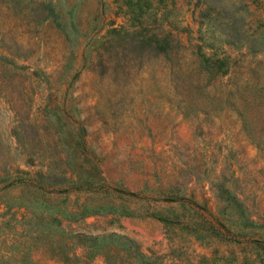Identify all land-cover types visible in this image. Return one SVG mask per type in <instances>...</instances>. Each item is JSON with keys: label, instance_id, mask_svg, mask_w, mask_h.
Wrapping results in <instances>:
<instances>
[{"label": "rangeland", "instance_id": "1", "mask_svg": "<svg viewBox=\"0 0 264 264\" xmlns=\"http://www.w3.org/2000/svg\"><path fill=\"white\" fill-rule=\"evenodd\" d=\"M260 241L264 0H0V264H264Z\"/></svg>", "mask_w": 264, "mask_h": 264}, {"label": "trees", "instance_id": "2", "mask_svg": "<svg viewBox=\"0 0 264 264\" xmlns=\"http://www.w3.org/2000/svg\"><path fill=\"white\" fill-rule=\"evenodd\" d=\"M130 8H134V4L129 3ZM151 39V41H153V47L154 48H165L166 46H168V41H167V37L164 38H149ZM202 57H204L202 59V62L204 63V65L206 64V68L209 71V74H219V75H223L226 72V69L224 67V65H226L227 63V59L226 57H219V56H215L213 57V59H208L207 56H204V53L202 54ZM226 59V60H225ZM223 66V67H222ZM228 202L232 203L235 207H239V212H243L242 208H245V205L242 201H240L237 197L232 196L230 197L228 200ZM237 204V205H236ZM218 222L220 223V221L218 220ZM221 224V223H220ZM228 230H231L229 227H227ZM97 240H101L105 238V235H99L98 237H96ZM237 237H235L236 239ZM252 241V240H251ZM262 242V241H260ZM264 244V242H262ZM263 244H260L261 246H264Z\"/></svg>", "mask_w": 264, "mask_h": 264}]
</instances>
